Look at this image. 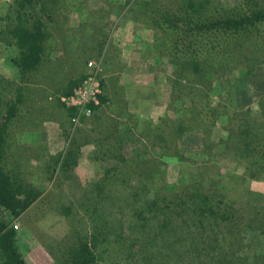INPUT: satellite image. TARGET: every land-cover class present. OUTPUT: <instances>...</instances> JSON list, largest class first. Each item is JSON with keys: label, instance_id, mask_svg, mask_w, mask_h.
<instances>
[{"label": "rangeland", "instance_id": "obj_1", "mask_svg": "<svg viewBox=\"0 0 264 264\" xmlns=\"http://www.w3.org/2000/svg\"><path fill=\"white\" fill-rule=\"evenodd\" d=\"M73 1L62 0V3ZM135 1L78 0L77 3L75 0L73 4H80L82 12H70L63 4L57 6L53 10L56 20L49 28L51 36L44 44V60L24 77L12 62L16 47L0 40V121L11 105L15 106L4 144V168L25 189L37 195L22 211L16 214L1 211L0 217L9 221L16 231V246L26 264H65L79 237L88 240L95 237V264L119 261L122 250L137 248L141 239L157 228L154 222L149 231H141L145 224L131 213L128 198L119 197L118 204H111V199H106L104 194L94 199L91 188L96 176L119 164L102 155L103 150L99 148L107 142V134L120 139L128 131L132 132L136 140L122 146L121 151L127 155L144 151L147 156L158 157L168 183L175 184L178 178L184 181L179 175L178 157H160L163 153L160 148L142 134L145 122L152 124L164 114L171 119L175 115L176 111L169 105L172 88L169 79L173 77L174 66L156 45L157 33L144 23L145 11L134 5ZM221 1L232 6L238 0ZM12 3L13 0H0V29L4 31L16 13ZM257 27L264 33V22ZM119 52L126 58L119 60ZM90 60L101 69L99 77L104 83L106 103L100 107L99 121L92 115H79L74 123L60 97L65 95L71 82L85 77ZM121 64L124 68L127 65L128 71L116 77L115 71L123 68ZM248 64L222 78L207 79V85H203L211 104L223 106L209 133L213 144L221 138L235 141L234 126L240 123L243 127L251 118L259 116L260 108L264 107V62ZM113 117L119 125L117 132L107 127ZM229 123L234 124L232 132L228 129ZM207 135L197 129L178 137V156L190 163L205 159L201 149ZM72 148L76 152V164L60 168L59 159ZM212 151L216 157L212 161L215 164L212 177L225 187L224 192L233 195L230 202L234 207H242L240 222H237L239 229H233V223L210 224L204 220V227L198 224L190 230L183 228L182 232L196 236L195 240L216 238L222 242L223 251L246 256L254 264L255 253L264 250V235L257 236L249 230L255 225L254 230L258 231L259 224L250 223L254 216L246 213L257 211L256 219L264 220V171L246 167L247 159L243 156L240 161L237 157L235 142L231 146L220 143ZM131 175L126 183L116 186L121 189L123 185H130L129 191L137 190L141 179ZM167 190L166 187L160 190V199L168 195ZM94 206L95 214L91 213ZM105 216H109L107 220ZM105 220L110 221L108 227ZM120 223L123 235L116 243L114 233L119 231L116 226ZM218 241L212 240L215 245ZM187 261L185 258L184 262Z\"/></svg>", "mask_w": 264, "mask_h": 264}, {"label": "trees", "instance_id": "obj_2", "mask_svg": "<svg viewBox=\"0 0 264 264\" xmlns=\"http://www.w3.org/2000/svg\"><path fill=\"white\" fill-rule=\"evenodd\" d=\"M73 3L63 4L62 0H13L11 7L16 13L7 30L0 29V40L16 47L17 54L12 62L23 77L26 72L37 69L44 60V44L51 36L49 28L53 27L56 20L53 10L63 4L70 12H82L80 4ZM134 5L145 11L144 23L155 30L156 45L174 66L173 77L169 79L172 87L169 105L176 111L175 115L171 119L168 114H164L152 124L145 122L142 134L160 148L163 152L160 157H178L179 175L184 181L178 178L175 184L168 183L166 170L161 167L162 160L158 157L147 156L144 151L137 155H127L121 151L122 146L136 140L132 132L128 131L120 139L106 135L107 142L99 147L103 150L102 155L117 160L119 164L104 169L101 175L96 176L91 188L94 199L104 194L106 199H111V204H118L119 197L128 198L131 213L145 224L141 231H149L154 222L157 227L141 239L138 243L140 246L122 250L121 259L107 260L110 261L108 264H251L246 256L234 251H230V254L227 250L223 251L222 242L216 238L195 240L196 236L190 237L182 229L189 227L190 230L198 224L204 227V220L210 224L233 223L232 228L239 229L237 222H240L238 216L242 213V207H234L230 202L233 195L224 192L225 187L212 177L215 170L212 161L216 159L212 151L214 146L220 143L231 146L235 142L239 160L245 157L246 167L264 171V107L260 108L259 116L251 118L243 127L240 123L234 126L235 141L221 138L213 144L209 133L223 112V106H220L221 103L212 105L204 88L209 80L222 78L240 66L264 62V33L257 27L258 23L264 22V0H238L232 6L225 5L221 0H136ZM80 80L79 77L71 82L65 94L70 93ZM98 98L99 104L93 106L89 116L99 121L102 117L100 107L106 103L103 91ZM65 108L70 115L77 114L76 108ZM14 111L13 104L0 121V212L6 210L12 214L25 209L37 196L25 189L10 174V170L4 168V144ZM232 125L229 123L228 129ZM107 127L114 128L115 132L119 130L115 117ZM197 129L202 130L205 136L208 134L201 149L206 157L199 163H190L178 156L176 142L184 133ZM69 152L59 159L60 168L65 164H76V152H73V148ZM131 174L141 179L142 184L137 190L129 191L130 185H123L121 189L116 186L117 183H126ZM164 187L168 188L169 193L160 199L159 193ZM96 210L94 206L91 213L95 214ZM252 210H255L254 205ZM256 212L246 214L254 216L250 223L257 222L259 230H254L255 225L249 230L256 235H264V220L256 219ZM108 217L105 216V219ZM106 220L105 225L108 227L110 221ZM246 225L250 226L249 223ZM122 226V223L116 226V229L120 228L114 233L113 241L116 243L120 242L123 235ZM15 237L13 226L0 217L1 264H26L16 246ZM95 240V237L90 240L79 237L65 264H95ZM212 240L218 241L217 244ZM185 258L189 261L184 262ZM238 259L242 262L239 263ZM253 263L264 264V250L255 253Z\"/></svg>", "mask_w": 264, "mask_h": 264}, {"label": "built area", "instance_id": "obj_3", "mask_svg": "<svg viewBox=\"0 0 264 264\" xmlns=\"http://www.w3.org/2000/svg\"><path fill=\"white\" fill-rule=\"evenodd\" d=\"M89 71L73 90L60 97L62 104L68 108H76L77 114L71 117L77 123L79 115L89 116L94 105L99 104L98 95L102 92V83L99 77L101 71L96 62H87ZM17 228V225H14Z\"/></svg>", "mask_w": 264, "mask_h": 264}, {"label": "crops", "instance_id": "obj_4", "mask_svg": "<svg viewBox=\"0 0 264 264\" xmlns=\"http://www.w3.org/2000/svg\"><path fill=\"white\" fill-rule=\"evenodd\" d=\"M125 55H123V53H120L119 52V54H118V59L119 60H121L122 58H126V57H124ZM122 66H123V68L122 69H120L119 70V68H118V70L117 71H115V73H116V77H120V76H123V74L122 73H125L126 71H128L127 69L128 68H126L127 67V65L125 66V68H124V65L123 64H121ZM116 67V66H115ZM115 67H113V70H115L116 68ZM119 75H118V74ZM127 93V92H126ZM65 110V109H64ZM66 111V110H65Z\"/></svg>", "mask_w": 264, "mask_h": 264}]
</instances>
